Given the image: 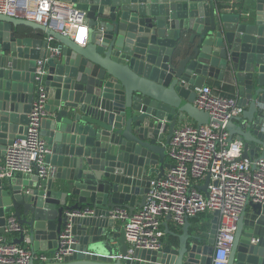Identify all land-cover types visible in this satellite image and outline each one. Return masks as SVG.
Returning <instances> with one entry per match:
<instances>
[{
    "label": "water",
    "instance_id": "obj_1",
    "mask_svg": "<svg viewBox=\"0 0 264 264\" xmlns=\"http://www.w3.org/2000/svg\"><path fill=\"white\" fill-rule=\"evenodd\" d=\"M66 1L86 13V45L0 13V235L15 218L12 242L29 241L39 254L54 251L71 223L72 252L56 264H211L218 212L209 229L186 217L176 242L130 252L111 211L146 204L152 179L172 166L167 146L178 124L217 122L194 103L209 78L244 107L226 124L229 142H244L241 159L264 155V0L246 13L217 0ZM39 59L48 95L41 135L53 170L43 179L2 177V155L28 129ZM209 181L198 185L205 194ZM84 209L92 212L67 214ZM228 264H264L261 203L243 208Z\"/></svg>",
    "mask_w": 264,
    "mask_h": 264
},
{
    "label": "built area",
    "instance_id": "obj_2",
    "mask_svg": "<svg viewBox=\"0 0 264 264\" xmlns=\"http://www.w3.org/2000/svg\"><path fill=\"white\" fill-rule=\"evenodd\" d=\"M0 13L36 21L70 35L81 45L88 41L86 13L66 0H0ZM51 39V38H50ZM46 59H39L36 68V97L29 113L24 137L14 140L4 155L1 176L16 173L48 177L53 166L46 162L47 142L41 135L42 120L47 115L48 95L45 86ZM195 105L210 114L216 123L177 126L167 146L172 166L159 179H152L146 204L132 214L119 207L111 211L113 219L125 226L129 251L135 248L159 249L165 237L164 218L172 216L179 226L185 218L203 213H219V222L211 264H228L238 221L247 201L264 205V155L257 159H241L244 142H229L227 122L242 114L238 98L214 90L209 85L196 89ZM253 164L256 168H253ZM210 174L208 193L198 187L199 180ZM91 209L68 211L87 215ZM68 223L58 235L54 251L34 253L28 245L15 244L7 234L19 232L21 226L11 218L6 233L0 235V264H56L72 252L75 238Z\"/></svg>",
    "mask_w": 264,
    "mask_h": 264
},
{
    "label": "crops",
    "instance_id": "obj_3",
    "mask_svg": "<svg viewBox=\"0 0 264 264\" xmlns=\"http://www.w3.org/2000/svg\"><path fill=\"white\" fill-rule=\"evenodd\" d=\"M217 1L220 4V6L225 8V10L228 12H241V11L245 13L251 12L253 5H254L253 0H217ZM205 85H209L214 90L221 92L223 94H227V95L229 94L231 96L234 95L237 97V93L234 90H232L228 85H226L224 82L219 81L218 79L209 78ZM187 124L196 125V123L193 120L187 119L183 121L181 124H178L177 126H182V125H187ZM3 160H4V156L2 155L1 164L3 163ZM166 162L168 163V167H170L172 160L169 158V156H167ZM168 169H166V171ZM14 177L17 179H24L28 177V174L18 172L15 174ZM205 182L206 180L204 181L199 180L198 185H204ZM138 200H140V198ZM138 208L139 207H137V209ZM213 218H214V214L212 213H203L196 217H192L190 218L191 227L192 228L200 227L204 230L209 229L211 227V222ZM118 224L122 225V222L118 221ZM163 225H164L163 227H164V232H165V237L163 239V242H176L178 239L174 234L182 233L181 226L177 225L171 218H168V217L164 218ZM6 236L8 237L9 241H12L15 238L16 234L15 233L7 234ZM24 245L29 246L28 243H25ZM35 264H38V263L36 262Z\"/></svg>",
    "mask_w": 264,
    "mask_h": 264
},
{
    "label": "flooded vegetation",
    "instance_id": "obj_4",
    "mask_svg": "<svg viewBox=\"0 0 264 264\" xmlns=\"http://www.w3.org/2000/svg\"><path fill=\"white\" fill-rule=\"evenodd\" d=\"M48 147V146H47ZM49 149V148H48ZM49 152H50V150H49Z\"/></svg>",
    "mask_w": 264,
    "mask_h": 264
}]
</instances>
